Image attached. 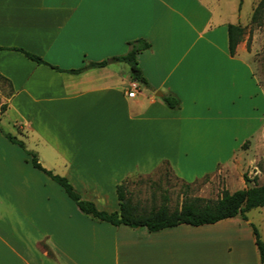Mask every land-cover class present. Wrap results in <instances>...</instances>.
<instances>
[{
    "label": "crops",
    "instance_id": "crops-1",
    "mask_svg": "<svg viewBox=\"0 0 264 264\" xmlns=\"http://www.w3.org/2000/svg\"><path fill=\"white\" fill-rule=\"evenodd\" d=\"M202 2L0 0V264H261L240 217L155 233L96 223L5 137L109 213L118 185L165 163L187 183L242 168L243 146L263 137L264 86L242 45L229 53L238 23H217L219 39ZM139 39L151 43L137 57L149 86L129 98L130 67L114 58Z\"/></svg>",
    "mask_w": 264,
    "mask_h": 264
},
{
    "label": "rangeland",
    "instance_id": "rangeland-1",
    "mask_svg": "<svg viewBox=\"0 0 264 264\" xmlns=\"http://www.w3.org/2000/svg\"><path fill=\"white\" fill-rule=\"evenodd\" d=\"M196 2L198 0H195ZM211 13L208 32L221 30L217 23H238L244 30L243 59L247 60L255 75L264 86V0H202ZM255 16V17H254ZM254 17V19H253ZM204 32V34L208 33ZM211 34V38H213ZM7 86L0 80V96L7 94ZM243 166L238 163L193 183L179 179L168 165H162L149 176L132 175L127 181L128 196L141 212H149L168 204L171 209L180 207L184 201L196 198L217 201L224 193H234L254 185L264 184V132L258 142L246 143L240 155ZM244 175L250 180L244 181ZM165 198L168 200L165 201ZM248 220L256 226L264 241V208L248 213Z\"/></svg>",
    "mask_w": 264,
    "mask_h": 264
},
{
    "label": "trees",
    "instance_id": "trees-1",
    "mask_svg": "<svg viewBox=\"0 0 264 264\" xmlns=\"http://www.w3.org/2000/svg\"><path fill=\"white\" fill-rule=\"evenodd\" d=\"M227 33L229 53L231 56H235L237 48L243 40L244 30L239 25L230 24L228 25ZM128 46L129 50L127 54L115 57L114 61L125 63L130 67L131 82H136L139 86L148 87L149 83L139 66L137 57L139 54L150 50L151 43L139 39L131 41ZM16 50L22 52L28 59L39 65H47V63L38 56L27 53L23 50ZM47 66L56 71L65 72L56 67L50 65ZM104 66L105 63L90 64L83 69L67 72L71 74H79L87 68H100ZM162 100L170 110H178L181 107L180 98L174 94H168L164 96ZM5 110L6 106L0 108V116ZM5 137L11 143L18 145L30 157L33 167L46 174L58 184L79 210L96 223H108L116 227L124 225L133 229L146 228L149 232L155 233L180 225H190L193 227L212 225L235 217H240L242 220L248 221V213L256 209L264 208L263 184L254 185L253 187L245 188L232 194L224 193L217 201H206L196 198L193 201H184L180 207L174 209H171L168 204H164L149 212H141L139 207L134 204L128 196L127 178L117 186L119 211L112 213L100 211L94 203L83 200L80 193L75 190L66 178L55 175L53 172L43 168L38 160V156L34 152L28 151L22 141H19L17 138L7 133H5ZM165 165L167 164L165 163ZM243 178L246 183L250 182L246 175H244ZM167 200L168 199L165 198V201ZM251 228L259 252L260 263L264 264V241L261 239L260 233L254 224H251Z\"/></svg>",
    "mask_w": 264,
    "mask_h": 264
},
{
    "label": "built area",
    "instance_id": "built-area-1",
    "mask_svg": "<svg viewBox=\"0 0 264 264\" xmlns=\"http://www.w3.org/2000/svg\"><path fill=\"white\" fill-rule=\"evenodd\" d=\"M139 89V85L136 82H131V89L128 93L129 98H134Z\"/></svg>",
    "mask_w": 264,
    "mask_h": 264
},
{
    "label": "water",
    "instance_id": "water-1",
    "mask_svg": "<svg viewBox=\"0 0 264 264\" xmlns=\"http://www.w3.org/2000/svg\"><path fill=\"white\" fill-rule=\"evenodd\" d=\"M157 96L161 97V96H162V94H161V93H158V94H157Z\"/></svg>",
    "mask_w": 264,
    "mask_h": 264
}]
</instances>
